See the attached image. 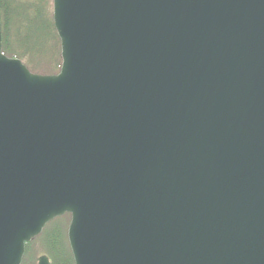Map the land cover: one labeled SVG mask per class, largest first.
<instances>
[{"label":"water","instance_id":"obj_1","mask_svg":"<svg viewBox=\"0 0 264 264\" xmlns=\"http://www.w3.org/2000/svg\"><path fill=\"white\" fill-rule=\"evenodd\" d=\"M53 20L43 75L4 54L0 12V264L67 214L75 264H264V0H53Z\"/></svg>","mask_w":264,"mask_h":264},{"label":"trees","instance_id":"obj_2","mask_svg":"<svg viewBox=\"0 0 264 264\" xmlns=\"http://www.w3.org/2000/svg\"><path fill=\"white\" fill-rule=\"evenodd\" d=\"M0 12L4 54L26 61L33 73H59L61 42L53 20V0H0ZM70 222L67 214L48 224L26 245L22 264H37L41 255H47L52 264H75L67 235Z\"/></svg>","mask_w":264,"mask_h":264},{"label":"rangeland","instance_id":"obj_3","mask_svg":"<svg viewBox=\"0 0 264 264\" xmlns=\"http://www.w3.org/2000/svg\"><path fill=\"white\" fill-rule=\"evenodd\" d=\"M31 44H32V41L29 43V45L31 46ZM25 62H26V61H25ZM25 62H24V63H25Z\"/></svg>","mask_w":264,"mask_h":264}]
</instances>
